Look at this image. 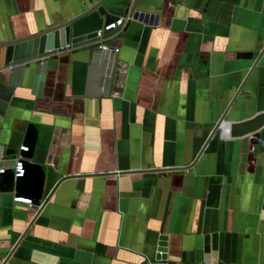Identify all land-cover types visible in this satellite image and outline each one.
<instances>
[{"label": "crops", "instance_id": "crops-1", "mask_svg": "<svg viewBox=\"0 0 264 264\" xmlns=\"http://www.w3.org/2000/svg\"><path fill=\"white\" fill-rule=\"evenodd\" d=\"M84 1L0 0V37L74 15ZM115 1L120 18L125 8L158 16L115 43L128 64L121 97L91 96L78 54L51 61L40 99L19 100L42 125L41 158L59 131L64 147L47 173L86 179L80 190L76 179L46 178L41 202L0 195V264H149L162 235L166 264H205L206 235L217 236L209 264H264V130L206 145L224 114L264 112V53L255 65L264 0ZM247 51L252 60L236 58ZM16 126L3 143L18 151Z\"/></svg>", "mask_w": 264, "mask_h": 264}, {"label": "water", "instance_id": "water-1", "mask_svg": "<svg viewBox=\"0 0 264 264\" xmlns=\"http://www.w3.org/2000/svg\"><path fill=\"white\" fill-rule=\"evenodd\" d=\"M116 8L115 0H86L74 15H63L45 21L42 27L32 32L18 33L9 29L0 37V169H4V173L0 174V195L14 194L41 202L46 178L55 180V186L63 181L76 179L77 188L81 190L85 176L47 173L48 166L57 165L64 147L58 144L59 131H52L46 156L44 159L41 158L40 150L41 147L44 148L41 142L42 125L21 111L19 100H29L30 97L26 98L27 94L40 99L51 61L60 63L67 60L70 63L72 57L78 54L89 66L95 88L90 95L119 99L124 88L128 64L121 60L115 43L121 38V31L128 30L132 22L156 26L158 16L151 10L125 8L124 14L127 18H123L121 25L103 30L98 36L97 31L120 18L115 13ZM263 53L264 46L259 50L255 65ZM253 55L254 51L241 52L237 53L236 58L252 60ZM225 116L226 114L213 127L206 145L216 134L243 138L264 130V112L242 121H225ZM15 124L23 147L27 148V151L21 149L17 151L3 143L4 138L10 136L6 131ZM201 153L202 151L200 155ZM18 158L22 162L24 173L22 177L14 178L11 168ZM44 202L46 204L47 199ZM203 243V261L209 264L210 258H216L217 236L206 235ZM167 252L168 237L162 235L159 237L156 254L151 263L166 264Z\"/></svg>", "mask_w": 264, "mask_h": 264}, {"label": "built area", "instance_id": "built-area-1", "mask_svg": "<svg viewBox=\"0 0 264 264\" xmlns=\"http://www.w3.org/2000/svg\"><path fill=\"white\" fill-rule=\"evenodd\" d=\"M123 18H119L115 23H112L111 25L102 28L101 30L97 31V35L100 36L102 34L103 30H109V29H114L117 26L121 25ZM22 151H27V148H22ZM13 169L14 172V178L22 177L23 176V169H22V162L20 158L16 160L15 165L11 168ZM4 173V169H0V174ZM15 202L26 204V205H31V201L28 199H23V198H15ZM152 264V263H149Z\"/></svg>", "mask_w": 264, "mask_h": 264}]
</instances>
